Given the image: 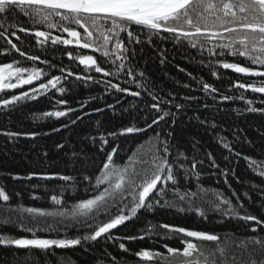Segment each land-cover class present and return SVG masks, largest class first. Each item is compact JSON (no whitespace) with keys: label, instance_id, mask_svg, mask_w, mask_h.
I'll list each match as a JSON object with an SVG mask.
<instances>
[{"label":"trees","instance_id":"1","mask_svg":"<svg viewBox=\"0 0 264 264\" xmlns=\"http://www.w3.org/2000/svg\"><path fill=\"white\" fill-rule=\"evenodd\" d=\"M52 21H59V17H52ZM11 22L30 30L29 34L17 31L20 40L5 33V37L16 43L26 56L21 57L6 42L5 37H0V64L12 63L14 68L43 69L47 76L42 75L39 80L34 81L38 84L46 82L51 76H63L64 73H61L60 69L64 68L66 72L72 71L74 75H90L94 81L112 80L114 83H119L122 88L140 91L141 95L134 97L115 90L106 91L103 83L93 80H76L70 76L67 80L61 81L66 89L63 95L52 89L46 94H38L36 99H25L8 108L0 106V186H3L10 196L6 205L5 202L0 201V236L25 239H72L87 234L89 230L70 217L67 219L59 216L39 217V222L35 223L25 219L28 214L22 211L17 212V209L31 207L54 213L70 209L73 204L79 203L82 199L91 198L98 194L95 189V178L100 175V169L106 160L105 153L118 146L117 154L113 158L115 164L120 168L127 166L131 172L141 167L139 163L141 157L147 158L146 154L151 148L149 138L155 132H160L162 137L168 132L172 133L173 156L177 151H181L189 157L195 155L204 160L202 166L198 165L199 181L193 177H183L181 174L180 183L176 186L181 192L185 189L196 191L199 185L206 190L208 197L214 199L213 193L220 192L223 196L230 198L233 205H236L237 199L232 196V192L235 191L244 205L242 209H239L240 215L247 212L264 219V207H262L264 176H260L258 171L253 170L247 160L230 154L218 142L220 136L225 137L232 144L235 152L250 157L256 161L257 166L264 167V112L248 111L249 107L264 109V103H261L264 100V94L231 88L237 80L258 82L261 78L247 77L244 74L223 69L215 63L220 60L256 67L250 61L243 57L228 55L226 50L225 55L219 57L209 56L206 51L201 54L186 40L177 42L172 34L151 35L150 30L133 26L141 43L128 45L135 49V54L131 55L126 63L130 62L134 66V71L137 73L136 79L143 86L138 87L136 83H125L130 78L123 73L119 78L103 77L102 74L94 70L89 71L86 65L79 63L80 56L93 55L101 67L115 71L114 66L106 63L107 58L103 57L99 51L89 52L62 44L52 45L51 41L40 45L37 43V38L31 34L35 30H42L50 31L51 35L55 34L54 37L68 38L62 28L48 29L46 25L33 26L30 19L23 15L16 16ZM71 27L83 32L74 24ZM119 36L127 45L126 33L122 32ZM111 47L112 45H109V49ZM68 51H72L75 59H69ZM161 54L165 58L164 63H161ZM27 55H37L40 60L35 62L27 60ZM44 60L50 61L56 67L49 68L47 64L41 62ZM209 61H212L214 66H210ZM213 70L217 72L219 79L212 75ZM140 72L144 73L142 78L138 75ZM27 74L24 73L23 76L26 77ZM201 80L219 89L215 100L202 91ZM10 82L15 83V77ZM23 91L21 87L0 90V99H10L12 95H19ZM149 91L163 99H169L171 93L175 97L174 104L184 105V108L179 111L172 105H162V107L170 108L175 114V124L173 125L169 118L161 121L158 127L148 129L146 132L108 136L109 132H119L129 126L145 127V118L147 122H151L157 113L148 108L152 103ZM219 95H228L232 99L220 101ZM241 95L245 99H239ZM184 97L194 99L185 100ZM60 99L67 101V104H56L55 101ZM89 99L91 102L86 108L67 117L43 115L52 111H64L68 107L80 109V102ZM247 100L253 101L251 106L246 103ZM205 104L209 106L205 108ZM107 105L114 107L108 108ZM96 108H103L104 111L94 112ZM76 115L83 116V119L71 125L70 120L75 119ZM202 120L208 123L201 124ZM65 124H69V127L64 128ZM213 124L215 127H212ZM57 128L61 130L54 131ZM5 132L20 133V135L9 137L3 134ZM31 133L36 135L34 137L27 135ZM101 134H104L109 141L104 146V151L100 150L99 136ZM93 137L96 139L93 140ZM58 144H63L64 148H58ZM208 152L212 153L219 168L211 167V162L206 156ZM133 153L137 155L133 156ZM129 157H132V161H129ZM225 157L228 159L226 160ZM224 169L229 170L227 184L225 176L221 174ZM33 173L36 175L32 176ZM52 174L73 176L75 181L40 178ZM29 176L32 178L29 179ZM84 176H89L90 179L84 180ZM13 177H19V179ZM73 183H75V190L70 186ZM104 187H107V184L101 185L99 191H103ZM244 193L248 195L245 196ZM52 195L60 196L62 204L54 205L51 200ZM132 196V193H125V202L130 201ZM152 197L159 199L160 203L154 205L151 210H140L125 224L110 230L111 236L120 239L108 240L102 236L98 241L83 242V246L66 248L53 246L51 250L0 245V264H112V257H116L117 264H152V262L141 261L133 253L143 249L165 252L164 244L178 249L183 248L180 242L184 239L183 234L169 232L160 227L164 224L209 232L222 238L235 237L238 240L255 235L250 231L252 222L245 223L236 216L225 214L224 211H212L207 203H201L199 199L196 200V204L206 212V218L191 210L188 204L180 202L172 192L163 198L156 197L154 192ZM119 206L123 207V204ZM181 207L185 211H180ZM10 211L13 213L11 222H6V216ZM116 211L117 209L113 207L112 212ZM17 216L24 219L25 227H34L35 233L21 228ZM104 219L106 217L100 215L96 223ZM57 221H63L67 227L57 229ZM47 225H52V229H49ZM259 235H264V230H261ZM129 236L144 238L124 239ZM119 243H124L129 251L120 250ZM205 246L212 245L210 242H205ZM183 259L182 256L170 258L171 264H182Z\"/></svg>","mask_w":264,"mask_h":264},{"label":"snow or ice","instance_id":"2","mask_svg":"<svg viewBox=\"0 0 264 264\" xmlns=\"http://www.w3.org/2000/svg\"><path fill=\"white\" fill-rule=\"evenodd\" d=\"M19 15L28 17L33 26L46 25L48 29L62 28L70 37V39L61 36L53 37L50 31L35 30L31 34L37 38V43L40 45L51 41L52 45H75L82 49L92 48L94 51H99L103 57L107 58L105 62L114 66L115 71L101 67L93 55L80 56L79 63L86 65L89 71L94 70L96 73L102 74L103 77L119 78L123 73V75L130 78L125 83H136L138 87H143L136 79L137 73L134 71V66L130 62L126 63V61H129V57L135 54V49L130 48L128 45L141 43L139 35L133 28V26H140L142 29L150 30L151 35L169 33L177 42L186 40L192 48H196L201 54L206 51L209 56L219 57L225 55L226 50L228 55L247 59L256 67L242 66L237 62L220 60L215 61V63L223 69L232 70L247 77L261 78L258 82H241L237 80L231 85L232 89L251 90L253 93L264 94V0H0V37H5L7 32L20 40L17 31L29 34V29L11 22ZM54 16L59 17V21L53 22L52 17ZM73 24L83 29V32L71 27ZM10 29L11 31H9ZM122 32L127 35V45L119 36ZM5 39L21 57L26 56V53L17 47L16 43H13L7 37ZM149 42H151V37H149ZM109 45H112L111 49H109ZM67 55L69 59H75L72 51H68ZM161 56V63H164L165 58L163 54ZM27 60L35 62L40 60V57L27 55ZM41 62L47 64L49 68L56 67L47 60ZM209 64L214 66L212 61H209ZM60 71L64 73L63 76H51L46 82H41L38 86L33 87L31 93L22 92L19 95H12L10 99H0V106L8 108V106L25 99H36L38 94H46L52 89L63 95L66 89L61 81L62 79L67 80L74 73L72 71L66 72L64 68H61ZM24 73H28L26 78L23 76ZM42 75L47 76L43 69L35 67L31 69L26 67L14 68L12 63L0 64V90L31 85L34 81L39 80ZM138 75L142 78L144 73L140 72ZM189 75L191 76V73ZM212 75L219 79L216 71L213 70ZM13 77H15L16 83L10 82ZM75 79L94 81V78L90 75H76ZM94 82L103 83L106 91L115 90L134 97L141 95L140 91H131L127 87L122 88L119 83H114L112 80ZM200 84L204 93L214 100L217 98L219 89L203 80L200 81ZM185 87H189V85H185ZM149 95L152 103L148 108L157 113L150 123L145 118V127L129 126L119 132H109L107 135L116 137L117 135L123 136L146 132L148 129L158 127L161 121H166L169 118L174 125L175 114L171 112L170 108L162 107V105H172L178 111L183 109L184 105L174 104L175 97L171 93L169 99H163L158 94L150 91ZM91 99L81 101L80 109L68 107L64 111H52L43 115L57 118L67 117L69 114L77 113L86 108ZM183 99L192 100L194 98L184 97ZM219 99L220 101H227L232 97L219 95ZM239 99L243 100L245 98L241 95ZM55 103L66 105L67 101L60 99L56 100ZM246 103L251 106L253 101L247 100ZM261 103H264V100ZM208 106L207 104L204 105L205 108ZM107 107L113 108L114 106L107 105ZM93 111L103 112L104 109L96 108ZM248 111L264 112V109L249 107ZM85 114L88 115V113ZM82 119L83 116L76 115L75 119L70 120V124L74 125ZM200 122L201 124L208 123L204 120ZM63 127L67 128L69 124H65ZM212 127H215V125L213 124ZM60 130L59 128L54 129V131ZM3 134L9 137L20 135V133L15 132H5ZM27 135L34 137L36 133ZM171 137V132L163 137L160 132H155L149 138L151 148L146 154L147 158L141 157L139 162L141 167L133 169L131 172H129L127 166L120 168L115 164L113 158L117 154L118 146L113 147L110 152L105 153L106 160L100 169V175L95 178V189L98 194L80 200L79 203L73 204L70 209L54 213L31 207L17 209V212L27 213L28 216L25 219L35 223L39 222V217L59 216L65 219L70 217L86 227L89 230L87 234L72 239H25L0 236V245L51 250L53 246L56 248L83 246V242L98 241L102 236L108 240L120 239L111 236L110 230L125 224L140 210H151L154 205L159 204L160 200L152 197L154 192L156 197L160 198L172 192L180 202L188 204L191 210L202 217L206 218V212L196 204L197 199L201 203H207L212 211H224L225 214L236 216L245 223L252 222L250 231L255 235L244 240H238L235 237L222 238L209 232L188 230L183 227L164 224L160 227L167 229L169 232L183 234L184 239L180 241L183 248L178 249L164 244L165 252L143 249L133 253L141 261L152 262V264H171V257L182 256L184 258L182 264H264V235H259V232L264 230V219L247 212L240 215L239 209H242L244 205L235 191L232 192V196L237 199L236 205H233L232 200L223 196L220 192L213 193L214 199L208 197L206 190L199 187V185H197L196 191L185 189L181 192L176 187L180 183L181 174L183 177H193L199 181L200 170L198 165L202 166L204 160L195 155L189 157L181 151H177L173 156ZM92 139L95 140L96 138L93 137ZM99 140L101 142L100 150L104 151V146L109 141L104 134L99 136ZM218 142L230 154L247 160L253 170L258 171L260 176H264V167L257 166L256 161L250 157L235 152L232 144L225 137L220 136ZM57 147L62 149L64 145L58 144ZM193 147L195 148V144ZM135 155L137 154L133 153V156ZM206 156L211 162V167L219 168L211 152H208ZM225 159L227 160L228 157H225ZM129 161H132V157H129ZM221 174L225 176V183L227 184L229 170L224 169ZM232 174L234 175V170H232ZM34 175L36 174L33 173L32 176ZM32 176L28 178L31 179ZM13 178L19 179V177ZM40 178L59 179L65 182L75 181L73 176L59 174L44 175ZM83 179L89 180L90 178L84 176ZM103 184H107V187H104L103 191H99L100 186ZM70 186L75 190V183ZM229 187L231 186L229 185ZM125 193L133 194L130 201L125 202ZM244 195L247 196L248 194L244 193ZM9 200V194L3 186H0V201L5 202L6 205ZM51 200L54 205L62 204V199L58 195H52ZM165 203L169 202L165 201ZM120 204H123V207H120ZM113 207L117 209L115 213L112 212ZM179 210L185 211L182 207ZM12 214L11 211L7 214L6 222H11ZM100 215H104L106 219L96 223ZM17 220L21 228L35 233L36 229L34 227H25L24 219L17 216ZM47 227L52 229V225H47ZM56 227L58 229L59 227H67V225L63 221H57ZM143 238V236H129L124 239ZM205 242H210L212 246H205ZM118 247L123 252L129 251L124 243H119ZM112 264H117L116 257H112Z\"/></svg>","mask_w":264,"mask_h":264},{"label":"flooded vegetation","instance_id":"3","mask_svg":"<svg viewBox=\"0 0 264 264\" xmlns=\"http://www.w3.org/2000/svg\"><path fill=\"white\" fill-rule=\"evenodd\" d=\"M83 30V29H82ZM54 35L55 34H53L52 36L54 37ZM69 39H70V37H68ZM42 39V38H41ZM68 46H71V47H76V48H79L78 46H75V45H68ZM82 49V48H81ZM83 50H85V51H89V52H92L93 51V49H83ZM75 76L76 75H73L72 77L73 78H75ZM24 78H26V77H24ZM16 83V82H15ZM33 83H36V82H33ZM33 84H31V85H21L20 87L24 90L23 92H31V89L33 88V87H36V86H38V83H36L35 84V86H32ZM31 86V87H30Z\"/></svg>","mask_w":264,"mask_h":264},{"label":"water","instance_id":"4","mask_svg":"<svg viewBox=\"0 0 264 264\" xmlns=\"http://www.w3.org/2000/svg\"><path fill=\"white\" fill-rule=\"evenodd\" d=\"M124 94H126V93H124ZM128 95V94H127Z\"/></svg>","mask_w":264,"mask_h":264}]
</instances>
